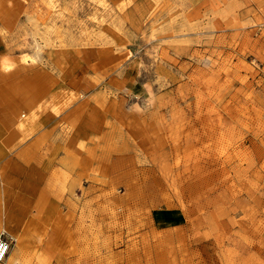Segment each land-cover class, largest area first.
Instances as JSON below:
<instances>
[{
	"label": "rangeland",
	"instance_id": "1",
	"mask_svg": "<svg viewBox=\"0 0 264 264\" xmlns=\"http://www.w3.org/2000/svg\"><path fill=\"white\" fill-rule=\"evenodd\" d=\"M0 36L78 117L0 264H264V0H0Z\"/></svg>",
	"mask_w": 264,
	"mask_h": 264
},
{
	"label": "crops",
	"instance_id": "2",
	"mask_svg": "<svg viewBox=\"0 0 264 264\" xmlns=\"http://www.w3.org/2000/svg\"><path fill=\"white\" fill-rule=\"evenodd\" d=\"M31 56L16 55L0 36V195L43 197L49 156H63L65 124L77 122L70 95L49 70L29 65ZM33 60V59H32ZM88 114L82 127L88 124ZM71 139L72 134H69ZM150 146L151 144L148 143ZM69 147H72L69 145ZM5 211L6 201L4 200ZM29 219L31 206L17 209ZM20 240L19 236H16Z\"/></svg>",
	"mask_w": 264,
	"mask_h": 264
},
{
	"label": "built area",
	"instance_id": "3",
	"mask_svg": "<svg viewBox=\"0 0 264 264\" xmlns=\"http://www.w3.org/2000/svg\"><path fill=\"white\" fill-rule=\"evenodd\" d=\"M12 242V237L7 236L4 231L0 232V261L4 260L7 256Z\"/></svg>",
	"mask_w": 264,
	"mask_h": 264
},
{
	"label": "bare ground",
	"instance_id": "4",
	"mask_svg": "<svg viewBox=\"0 0 264 264\" xmlns=\"http://www.w3.org/2000/svg\"><path fill=\"white\" fill-rule=\"evenodd\" d=\"M13 240H14L16 243H18V238H13Z\"/></svg>",
	"mask_w": 264,
	"mask_h": 264
}]
</instances>
